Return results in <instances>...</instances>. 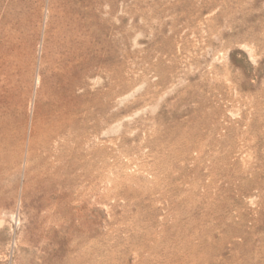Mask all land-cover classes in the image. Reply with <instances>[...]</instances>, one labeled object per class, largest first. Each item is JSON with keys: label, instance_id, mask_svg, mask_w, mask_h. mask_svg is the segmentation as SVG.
<instances>
[{"label": "rangeland", "instance_id": "rangeland-1", "mask_svg": "<svg viewBox=\"0 0 264 264\" xmlns=\"http://www.w3.org/2000/svg\"><path fill=\"white\" fill-rule=\"evenodd\" d=\"M0 264H264V0H0Z\"/></svg>", "mask_w": 264, "mask_h": 264}]
</instances>
